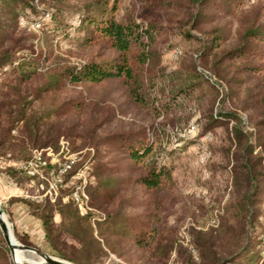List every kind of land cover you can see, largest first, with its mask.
<instances>
[{
    "label": "trees",
    "instance_id": "16d2710c",
    "mask_svg": "<svg viewBox=\"0 0 264 264\" xmlns=\"http://www.w3.org/2000/svg\"><path fill=\"white\" fill-rule=\"evenodd\" d=\"M221 1L169 0L177 9L187 10L190 30L211 17L209 7L231 13L242 3L224 0V6H220ZM39 5L43 9L39 10ZM117 9V3L111 0H0V151L14 148L27 152L35 146L59 151L61 138L73 149L75 142L69 141L72 131L82 125L93 126L92 143L65 176L88 166L90 182L84 185L86 196L81 203L73 198L74 189L68 201L57 200L59 207L51 200L42 204L17 201L40 220L44 240L59 258L74 264H98L107 249L122 253L125 248L136 247L147 252L149 260L164 261L175 247L167 214L174 183L172 168L161 165L154 157V143L145 136V131L108 133L96 138L99 125L92 116L87 118L89 105L85 98L67 95L80 84L118 80L134 105L159 117L180 104L178 99H188L209 83L218 100V112L208 117L209 126L221 122L228 127L231 141L228 154L232 157L230 162L235 161L231 169L234 197L227 207L234 221L223 224L220 231L223 234H219L224 240L219 244L221 249L213 245L214 230L198 231L195 243L201 258L199 264H237L251 250L257 221L263 214L264 26H249L239 44L228 50L222 49L224 38L215 36L206 44L207 49L198 54L206 60L207 67L195 68L188 77L189 83L171 89L168 101L158 105L157 90L162 92L165 88L157 82L153 65L160 57L159 26L152 22L151 16L120 21ZM27 11L38 19H28L26 28L36 24L43 33L38 38L37 52H29L19 31V18ZM74 18L77 24L72 23ZM57 29L69 38L78 35L80 44L98 47L99 51L79 64L64 61L54 52L53 35ZM186 36L193 35L188 30ZM231 67H236L233 73L228 72ZM251 78H256L258 84L252 91L245 90L244 85ZM243 113L251 114L246 120ZM71 116L78 118L74 128L68 126ZM248 124L255 132L247 129ZM108 155L110 160L101 162ZM5 161L9 165L0 164L1 169L25 174L14 160ZM139 196L145 210L130 214L128 210L138 211ZM89 204L105 206V211L99 216L88 208ZM55 209L63 228L77 238L79 246H69L60 240L62 231ZM93 222L98 225V236ZM30 236L25 231L19 239L32 245ZM0 264H13L7 246L0 245Z\"/></svg>",
    "mask_w": 264,
    "mask_h": 264
},
{
    "label": "rangeland",
    "instance_id": "374dc122",
    "mask_svg": "<svg viewBox=\"0 0 264 264\" xmlns=\"http://www.w3.org/2000/svg\"><path fill=\"white\" fill-rule=\"evenodd\" d=\"M114 1L118 6L116 17L120 21L141 20L151 16L152 22L159 26L157 47L160 50V57L153 65L158 75L157 82L165 88L162 92L156 91L160 98L158 105L168 101L167 96L171 89L179 88L182 83H189L188 77L195 68L207 67L206 60L198 57V54L201 50L207 49L206 44L215 36L221 35L224 38L221 46L222 49L228 50L239 44L241 36L249 26L254 24L264 26V0H242L241 5L231 13H223L209 7L207 12L211 17L191 30L187 10L177 9L169 0H111V3ZM220 6H224V0L221 1ZM38 9H43V6L39 5ZM28 19L36 20L38 16L31 11L20 16L19 31L24 37V43L29 47V52H37L38 38L43 33L36 24L26 28ZM72 23L77 24V20L74 18ZM188 30L193 35L191 38L186 36ZM56 31L53 35L54 52L61 55L64 61L79 64L85 59L94 57L99 51L98 47L80 44L78 35L69 38L59 29ZM235 68H228V72L233 73ZM208 74L214 75L211 71ZM243 76L246 75H239L240 78ZM257 84L258 80L251 78L244 85V89L252 91ZM200 88L188 99H178L180 104L174 105L172 111L159 117L145 108L134 105L126 88L118 80L97 85L80 84L67 95L85 98L89 105L86 111L87 118L92 116L91 119L99 125L96 138L108 133L145 131V136L154 143V157L161 165H167L173 170L174 183L167 203L168 226L173 229L175 242L170 255L164 261L149 260L148 253L136 247L125 248L122 253L107 249V254L98 261V264H199L201 258L195 243L198 231L210 233L214 230L213 245L216 249H221L219 244L224 240L219 238V234H223L220 232L223 224L227 220L234 221L227 207L234 197L231 169L235 161L230 162L232 157L228 154V147L231 146L228 127L221 122L209 126L208 117L218 112L216 92L209 87V83ZM250 114L243 113V116L247 120ZM77 120V117L71 116L68 126L74 128ZM92 127V125H82V128L77 127V130L72 131L69 141H74L75 146L70 149L71 152L80 155L85 153L86 146L93 141L90 138ZM247 129L255 132L251 124L247 125ZM64 139L61 138L60 141H65ZM41 148L44 147H30L27 152H19L14 148L2 149L0 160L4 164L1 167L9 164V161H5L6 158L21 163L30 159L34 150ZM110 157L111 155L105 156L101 162L110 160ZM82 173L88 184L90 182L88 166L75 170L64 178L59 195L52 201L43 195L44 191L41 189L42 185L44 187L48 185L47 170L43 171V176H30L20 170L0 168V210L18 244L70 262L52 254L50 245L44 240L40 220L32 217L26 206L17 200L25 199L40 204L51 200L59 207L57 200L61 198L63 202L68 201L75 185L83 182V178L80 177ZM142 203L139 196L136 202L138 211L128 210V212L130 214L142 212L145 210ZM88 208L99 216L105 211V206L99 208L94 204H89ZM56 209L55 218L62 231L60 240L65 241L69 246H79L77 238L63 228L61 216ZM93 224L96 229L95 234L98 236V225L94 222ZM257 226L251 250L246 256L238 259L237 264H264V205ZM25 231L31 235L32 245H26L19 239V235H24ZM0 245L9 248L1 227ZM9 254L15 264L10 248ZM17 257H22L23 264H40L43 260L35 251L17 250Z\"/></svg>",
    "mask_w": 264,
    "mask_h": 264
},
{
    "label": "built area",
    "instance_id": "2783aa9c",
    "mask_svg": "<svg viewBox=\"0 0 264 264\" xmlns=\"http://www.w3.org/2000/svg\"><path fill=\"white\" fill-rule=\"evenodd\" d=\"M80 159V154L71 152L70 148L64 141L61 142V149L55 151L51 147L36 149L30 159L15 163L18 167L30 176H43V171H48L46 187L43 185L41 189L44 191V196L54 201L59 195V191L63 186L65 176L73 170ZM1 166L4 162L0 161ZM9 165V164H8ZM83 182L77 184L73 190L72 196L77 202H82L85 197L84 185L85 175H80Z\"/></svg>",
    "mask_w": 264,
    "mask_h": 264
},
{
    "label": "water",
    "instance_id": "95a60500",
    "mask_svg": "<svg viewBox=\"0 0 264 264\" xmlns=\"http://www.w3.org/2000/svg\"><path fill=\"white\" fill-rule=\"evenodd\" d=\"M0 227L2 228V231L4 233V236H5V239H6V242L12 252V255H13V258H14V261H15V264H23L22 262H18L16 260V254H15V249H19V250H22V251H35V252H38L40 254V256L42 257V262L40 264H74V263H70V262H67V261H63V260H60V259H57L47 253H44V252H41L37 249H34V248H31L29 246H24V245H21V244H18L13 235H12V232H11V229L7 223V221L5 220L4 218V215H3V212L0 210Z\"/></svg>",
    "mask_w": 264,
    "mask_h": 264
},
{
    "label": "bare ground",
    "instance_id": "6f19581e",
    "mask_svg": "<svg viewBox=\"0 0 264 264\" xmlns=\"http://www.w3.org/2000/svg\"><path fill=\"white\" fill-rule=\"evenodd\" d=\"M5 218V217H4ZM10 227V226H9ZM14 237V236H13ZM15 239V238H14ZM15 241H16V239H15ZM17 242V241H16ZM17 250H19V249H15V254H16V260L18 261V262H22L23 261V259H22V257H17ZM20 251H22V250H20ZM22 252H24V251H22Z\"/></svg>",
    "mask_w": 264,
    "mask_h": 264
}]
</instances>
